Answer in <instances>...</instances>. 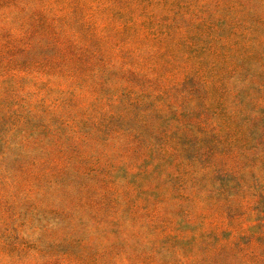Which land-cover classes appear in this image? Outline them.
<instances>
[{
  "label": "rangeland",
  "instance_id": "rangeland-1",
  "mask_svg": "<svg viewBox=\"0 0 264 264\" xmlns=\"http://www.w3.org/2000/svg\"><path fill=\"white\" fill-rule=\"evenodd\" d=\"M0 264H264V0H0Z\"/></svg>",
  "mask_w": 264,
  "mask_h": 264
}]
</instances>
